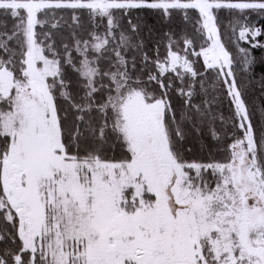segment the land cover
I'll list each match as a JSON object with an SVG mask.
<instances>
[{"label":"snow or ice","instance_id":"snow-or-ice-1","mask_svg":"<svg viewBox=\"0 0 264 264\" xmlns=\"http://www.w3.org/2000/svg\"><path fill=\"white\" fill-rule=\"evenodd\" d=\"M0 264H264V0H0Z\"/></svg>","mask_w":264,"mask_h":264}]
</instances>
